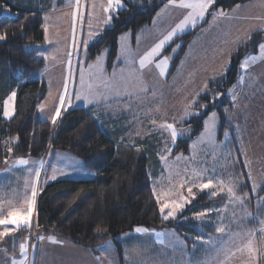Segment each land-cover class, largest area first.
<instances>
[{
  "label": "rangeland",
  "instance_id": "obj_1",
  "mask_svg": "<svg viewBox=\"0 0 264 264\" xmlns=\"http://www.w3.org/2000/svg\"><path fill=\"white\" fill-rule=\"evenodd\" d=\"M9 1L20 6L40 10L38 17L43 31L45 25L48 29L46 44L35 53V55L41 54L47 58L43 60L41 68L27 75L30 78L39 71L38 78H43L47 82V95L37 105L36 109L40 119L51 121L55 106L59 104V95L64 92L65 79H67L68 94L71 101L74 102L73 106L85 104L83 99L77 100L76 93L77 90L81 89L87 93L89 85L92 86V91L95 93L93 98L95 106L102 103L110 105L112 109L116 110L126 109L131 104L128 93H133L132 101L135 105L130 106L135 107V111L141 114L140 118H148V124L151 127H149V131L151 129V131H155L154 150L160 161L161 171L156 178L150 177L152 193L153 189L158 194L171 189L175 193L182 192L190 201L177 212L175 218L170 217L167 220H174L186 209L194 207L201 194L210 198L223 197L221 201H214L210 207L197 208L196 211L189 212L183 217V219H190L196 225L195 235L188 234L185 237L169 227L148 228L149 233L141 234L134 230L136 227L145 226H135L130 231L116 235L114 239L110 238L93 248H89L90 258L86 260L88 261L86 264H205L206 261L210 264H217L214 259L217 244L227 243L228 247L234 249L241 241L235 238L233 234H245L252 230H257L258 233L256 236L257 247L262 245L264 235H261L258 230L261 227L260 221L264 220V202H260V198L264 197V192L257 196L261 187L257 189L256 193H253L252 185L253 181L257 184L264 182V63L257 62L252 65L245 73L246 78L243 84H237V80L243 72L240 69L241 60L247 54L259 55L258 46L264 40L258 41L255 51L249 52L241 58L238 63L237 77L231 86L223 92L215 87L221 86L227 71L224 65L230 61L231 56L237 50V46L232 41L238 36L243 39L246 32L264 22V0H249L239 3L237 5H240V8L235 12L233 9L237 5L230 10H224L232 19L218 21H213L211 13L221 9L215 8L214 4L209 13L205 14L204 19H198L194 26L189 24L183 31L177 32L172 40L166 42L160 54L153 58V63L148 64L143 70L139 66L140 57L183 20L188 12L187 9L169 6L167 11H156L157 13L151 20V22L155 21L156 23L153 30L149 31V28L146 27L135 35L130 32L119 34L115 63L112 67H108L107 48L102 49L92 59L87 56L88 46L91 42L104 28L111 25V21L108 24L104 23L105 14L100 8V4H106L107 0H95V9L91 7L94 0H81L80 11L83 12V16L81 17L78 13L74 22L71 14L76 10L75 0H72L71 4L68 0ZM127 1L141 3V0ZM123 4L125 5L124 0ZM1 11L7 13V6L4 5ZM89 11L92 12L91 17L88 15ZM115 13L111 15L113 16ZM158 13L160 20H157L156 15ZM46 16L48 17L47 21L44 19ZM164 16L166 17L164 18ZM257 17L262 18V20H257ZM160 21L163 23L159 24ZM56 23L61 24L58 36L54 30ZM189 31H194V34L186 45L185 53L180 57L181 60L179 59L180 61L178 60L176 65L172 67V60L179 54L182 44V40L175 43L173 41L176 37ZM32 47L36 48V45L32 44ZM174 49L175 51H173ZM230 51L231 55H229ZM101 53H104L101 59V67H96L97 56H100ZM118 57L119 59H117ZM164 57L169 59L165 75L161 77L160 70L155 67V62ZM129 60L132 62L129 63ZM89 65H93V67L89 68ZM81 69L85 74L83 85L81 84ZM113 71L116 73V77L112 78V81L116 80L115 83L111 82V78H106L107 75L113 76ZM105 81L109 84L108 88L104 86ZM234 85L236 87L233 89ZM81 86H84L85 89ZM115 86L122 87L119 90V95L113 90ZM145 87L148 91H141ZM230 89H233L236 94L235 102L229 93ZM97 91L105 93L107 91V95H98ZM50 92L51 96L49 95ZM205 95L210 97L212 104L217 103V107L212 106L211 109H208V103L196 104L198 98ZM67 98L66 96V101ZM223 98H226L228 103L218 105ZM41 105H44L43 110H41ZM70 108H73L72 104L69 105L66 102L62 110ZM185 112L188 115H185ZM213 113L216 115V127L213 130L214 142L209 140L205 133V121H208ZM200 115H203L202 128L190 137L194 126L191 123L185 124V122ZM2 118L6 120L11 118L3 116V103ZM222 120L223 126L221 125ZM136 123L138 126L139 122ZM163 124H173L178 134L182 132L183 135H178L175 143H173L170 132L161 127ZM226 131L229 133L227 137L225 136ZM202 134H205L203 140ZM182 138H188L187 152L172 153L178 139ZM166 149H171V152ZM161 157L165 159L162 160ZM18 158L35 161L34 158L30 157H15L9 161V165H12L9 172L0 171V190L6 191L8 195H11L13 190L23 192L25 179L34 177V173L30 176L28 171L29 168L35 167L31 163L13 165V161ZM246 160L249 162L248 167L244 166ZM7 166L5 165L1 169ZM54 166V164L49 166L47 162L45 169L40 170L39 187L46 184L44 183L45 180L47 183L53 181L48 180L47 177L52 175ZM56 168L58 169V167ZM194 172H199L203 176V179L196 181L198 184L208 183V179L211 177L213 184L217 180H223L226 184L237 185L235 194L243 200V203H240L239 200L230 202L226 190L220 192L218 188L200 190L193 187L195 198L189 197L187 185L181 188L180 181L192 176ZM249 172L252 175L251 180L248 179ZM58 174H60L59 171H57L56 176ZM246 184L248 187L243 194H240V187ZM213 191L217 192L216 196L211 195ZM250 195L254 198L252 204ZM154 197L157 200L155 195ZM176 198L178 199V196ZM261 207L263 211L259 213ZM167 211L166 209L165 214ZM199 212H206V216L202 219L197 218L195 214ZM248 213H251V216ZM160 216L162 218L161 213ZM247 222H255L256 225L251 228L246 226ZM218 226H223L225 232L218 233L216 231ZM156 233H159L160 236L158 237ZM48 236L59 239L54 235ZM177 237L184 242L183 245L175 248L169 247L168 241ZM160 240H163L164 243L161 244ZM107 242H110L111 246L108 251H104L105 248H108ZM118 247L120 252H118ZM242 258L246 259L237 253L231 264H241ZM259 260L260 264H264V257H260Z\"/></svg>",
  "mask_w": 264,
  "mask_h": 264
},
{
  "label": "trees",
  "instance_id": "obj_2",
  "mask_svg": "<svg viewBox=\"0 0 264 264\" xmlns=\"http://www.w3.org/2000/svg\"><path fill=\"white\" fill-rule=\"evenodd\" d=\"M124 1V7L112 16L111 25L88 46L90 59L102 49H108V67L115 63L119 34L140 32L168 0ZM246 1L249 0H216L215 8L229 10ZM3 4L7 6V13L1 11ZM39 11L13 1L0 0V33L7 37L0 41V169L5 166L6 159L9 162L15 157H43L48 151L62 150L78 157L95 175L90 179H57L46 183L37 196L34 223L38 222L39 228L34 227L35 231L61 237L86 248L114 239L135 226L169 227L185 237L195 235L196 225L183 217L197 208L210 207L214 201H221L222 196L210 198L201 194L194 207L186 209L174 220H163L150 187V174L159 164L154 147L131 144L120 140L118 133L102 131L87 108L62 110L56 124L37 116V105L45 97L46 85L25 78L43 65V59L35 55L32 47V44L44 43ZM193 34L194 31H189L174 39V43L182 40V44L179 54L172 60V67L184 53ZM260 40H264V33H253L252 40L234 52L221 86L215 88L223 92L233 84L239 61L245 54L255 51ZM11 92L16 93L15 110L13 116L6 120L2 118V103ZM211 102L205 95L200 96L196 104L208 103V109L217 107V103ZM219 103L227 104L228 100L223 98ZM202 117L185 122L194 126L190 137L202 128ZM221 125H224L223 120ZM9 147L12 148L11 153L7 150ZM187 149L188 138L178 139L172 153H186ZM247 187V184L241 186L239 193L243 194ZM263 192L264 186L257 196ZM250 198L251 204L254 203L253 196ZM262 211L261 207L259 213ZM255 225V222L246 224L251 228ZM98 226L105 231L97 233Z\"/></svg>",
  "mask_w": 264,
  "mask_h": 264
},
{
  "label": "snow or ice",
  "instance_id": "obj_3",
  "mask_svg": "<svg viewBox=\"0 0 264 264\" xmlns=\"http://www.w3.org/2000/svg\"><path fill=\"white\" fill-rule=\"evenodd\" d=\"M69 4L72 3V0H68ZM216 0H168V6L178 7L181 9H187L188 12L184 16L183 20L180 21L179 24L176 25L175 28H173L168 34L160 40L158 43L155 44L154 47H152L149 51H147L143 56L139 59V66L140 69L143 70L147 67L148 64L153 63V58L157 57L163 46L166 42L172 40L173 36L179 32L183 31L186 26L189 24L196 25L197 20H202L205 17L206 13H209L210 8L215 4ZM76 10L72 12L73 22L75 21V18L77 14L79 13L81 17L83 16V12L80 11L81 9V0H75ZM93 9L96 8L95 0L91 6ZM124 7L123 0H107V3H101L100 8L103 10V13L105 14L104 23L108 24L112 20V13L118 12L121 8ZM240 8V5H237L236 8L233 9V12L237 11ZM89 17L92 16V12L89 11L88 13ZM159 15V13H158ZM212 19L213 21H218L221 19H232L231 16H229L228 13H226L224 10H219L216 12H212ZM45 21H47L48 17L46 16ZM257 20H262V18L257 17ZM48 29L47 26H44V33H45V40L47 41L48 35H47ZM253 33H264V22L260 23L256 28H253L245 33L243 39H241L239 36L235 38V40L232 41L234 45L238 47L240 45H246L248 42L252 40ZM6 34L0 33V41L5 40ZM123 39V37H122ZM85 44H87V41H85ZM259 55H251L247 54L244 56L243 60L240 62V69L243 70V72L238 76L237 84H243L245 82V73H247L248 69L256 64L257 62L264 63V42L259 44ZM175 51V49L173 50ZM104 53H101L100 56H97L96 59V67H101V59ZM229 55H231V51L229 52ZM69 56H71V53H69ZM47 58V57H45ZM119 59V57L117 58ZM168 57H164L163 59H160L155 62V67L160 70V76L163 77L165 75L166 66L168 64ZM132 61L129 60V63ZM230 64V61H228L224 68L227 70L228 65ZM93 65H89V68H92ZM134 71V70H133ZM116 73L113 71V76H115ZM84 71L81 69V84H84ZM105 88L109 87V84L105 81L104 82ZM236 86H233V89ZM205 88H207V85H205ZM233 89L229 90V93L232 95V99L235 102L236 101V94L233 91ZM141 91H148V89L142 88ZM117 95H119V90L117 89L116 92ZM51 96V92L49 93ZM66 96L67 101H66ZM95 96V93L92 91V86L89 85V90L87 93L83 92V89L77 90L76 98L77 100L83 99L85 105L93 103V98ZM16 93L12 92L6 100L3 102V116L5 118H10L13 116L14 113V101H15ZM71 105L72 101L70 98V95L68 94V84L67 79H65L64 83V92L59 95V104L55 106V111L51 116V122L53 124H56L57 119L61 116V109L64 107L65 103ZM99 102V101H97ZM41 110H43L44 105H41ZM203 107V106H201ZM185 115H188L187 112H185ZM155 124V121H153ZM161 127L168 130L171 134V138L173 143H175L178 135H183V133L177 132V129L173 126V124H163ZM216 127V115L215 113L212 114V116L209 117L208 121H205V133L208 135L209 140L214 142V132L213 130ZM205 134H202V140ZM229 133L226 131L225 136L227 137ZM8 143H11L9 141ZM8 152H12V148L9 147ZM168 152H171V149H166ZM161 159H165L164 157H161ZM177 159H180V157H177ZM5 165H8L4 169H0V171L3 172H9L11 170L12 165H9L8 160L6 159L4 161ZM32 164L35 167L29 168V174L30 176L34 173V177L32 178H26L24 181V190L23 192H20L19 190H13L11 195H8L3 192V190H0V241H5L6 239H15V236L17 233L22 232L24 230H28L31 232L33 227L39 228L38 222L34 223L33 217L36 213L37 208V196L43 191L42 187H39L40 184V176H41V169L44 167V161H29L27 159L18 158L15 161H13V165H28ZM249 162L246 160L244 166L248 167ZM59 171L60 175H66V173L62 169H56L53 168V173L51 176H48V180H55L56 179V173ZM203 179V176L199 172H194L192 176L187 177V179H181L180 181V187L183 188L187 185V191L188 196L191 198H195V193L193 192V187L198 188L200 190L208 189V188H218L220 192H224L226 190L227 195L229 197V201L232 202L234 200H239L240 203H243V200L236 196L235 194V188L237 185H234L232 183H225L223 180H217L215 184L212 182V178L210 177L208 179V183H196L197 180ZM248 179H252L251 172L248 173ZM44 183H47V180L44 181ZM264 186V182H261V184H257L255 181H253L252 185V192L256 193L257 189ZM153 195L157 198V204H159V210L162 215V218L164 220L171 218H175L177 215V212L184 208L185 204L189 203L190 201L183 195V193H175L173 190L169 189L167 191H162L161 193H157L155 189H153ZM212 196H216L217 192L213 191L211 193ZM178 196V199L176 198ZM260 202H264V197L260 198ZM259 203V202H258ZM168 210L165 214V210ZM197 218H204L206 216V212H199L195 214ZM249 216H251V213H248ZM222 219V218H221ZM261 227L258 230V232L261 235H264V220L260 221ZM97 233L105 231V229L100 228L99 226L96 229ZM136 233L141 234H147L149 233V229L145 227H136L134 230ZM216 231L218 233H224L225 228L223 226H218L216 228ZM257 230H252L250 232H247L245 234L241 233H235L233 236L235 238L240 239V243L233 249L228 247L227 243H220L216 245V254L214 259L216 260L217 264H231V261L237 256V253L241 255V257H246V259H241V264H258V260L260 257H264V242H262V245L260 247H257L256 244V236H257ZM156 235L159 237L160 234L156 233ZM37 238L41 241L45 240V237L42 235H38ZM47 239L53 243H58V241L55 239V237H47ZM161 244L164 243L163 240L159 241ZM108 243V248H105L104 251H108L110 248V242ZM183 241L179 240V238L170 239L168 241L169 247H178L180 245H183ZM35 245H33V248ZM19 251H20V259H17L13 257L11 259V264H28V243L27 239H25L24 242H21L19 244ZM6 252V249H5ZM99 259V257H97ZM5 264H7V261H5ZM32 264H35V260L32 261ZM205 264H210V262H205Z\"/></svg>",
  "mask_w": 264,
  "mask_h": 264
},
{
  "label": "crops",
  "instance_id": "obj_4",
  "mask_svg": "<svg viewBox=\"0 0 264 264\" xmlns=\"http://www.w3.org/2000/svg\"><path fill=\"white\" fill-rule=\"evenodd\" d=\"M144 1H148V0H141L140 2H144ZM166 5H168V1L163 3L157 9V12H160L161 10H162L161 12H164V10L167 11L168 10L167 8H169V6L166 8L165 7ZM156 16H157V20H160L158 14ZM165 17L166 16H164V18ZM163 21H160L159 24H162ZM155 24H156L155 21L154 22L152 21L146 27H148L150 31L153 30ZM54 26H55L54 30L57 32L56 36H58L59 35L58 33L61 30V24L56 23ZM68 41L69 38L67 40V47L69 44ZM45 44L46 43H45V34H44V43L40 45H36L35 53H37L39 49L43 48ZM37 56L45 60L44 56H42L41 54ZM58 62L61 61L58 60ZM38 74L39 71L34 73V75L31 76L30 78L26 77L25 79L38 80L45 83L46 85L47 83L46 80H43V78L42 79L38 78ZM113 77H116V75L115 76L107 75L106 78L107 79L111 78V82L115 83L116 80L112 81ZM81 87L84 88V86ZM121 88L122 87L115 86L113 90L114 92L115 91L117 92V89L120 90ZM47 90L48 89L46 85L45 95H47ZM97 94L101 96H105L107 95V91L106 93L103 91H97ZM128 96L130 97L129 98L131 102L130 105H135L132 101L134 94L128 93ZM73 103L74 102H72V107H83L89 109L102 131L106 133H118L120 136V140H124L131 144H148L151 145L152 147L155 146L156 143V139L154 135L155 131H151L152 129L149 131L151 127L148 124L149 123L148 118L146 117L140 118L141 114H139L138 111H135V107L129 105L130 107L128 106L126 107V109L116 110V109H112L110 105H104L102 103H99L98 106H95L94 102L93 104H88L87 106L85 104H81V106H73ZM103 103H105V101H103ZM136 122H139L138 126ZM34 160L44 161V167L42 168L43 170L45 169L46 164L48 162L49 166L54 164L55 168L56 167H58V169L61 168L66 173V175L58 174L56 176L58 178L56 179H90L93 178L95 175V172L87 168L78 157L67 151H62V150L48 151V153L44 157H36L34 158ZM67 166L68 169H66ZM159 171H161L160 161L156 167L155 172L151 173L150 177L156 178L159 174ZM4 193L7 192L5 191ZM38 235H42V234L37 233L35 231V228L33 227L31 232H29L28 230H24L22 232L17 233L14 241L11 238L6 239L5 241H0V264H5V261H7V264H11L12 257H17L18 259H20L21 257L19 251V244L21 242H24L25 239H27V243H28V264H32L33 260H35V264H86L88 262L86 260L90 258V251H88L89 248L82 246L78 247V245L72 244L71 242L61 237H57L59 238L56 239L58 243H53L47 239V237H49L48 235H42L45 237V240L41 241L37 238ZM33 245H35L34 248ZM202 254H204L203 251ZM258 264H260V260Z\"/></svg>",
  "mask_w": 264,
  "mask_h": 264
}]
</instances>
